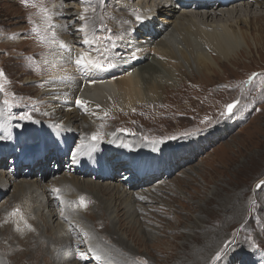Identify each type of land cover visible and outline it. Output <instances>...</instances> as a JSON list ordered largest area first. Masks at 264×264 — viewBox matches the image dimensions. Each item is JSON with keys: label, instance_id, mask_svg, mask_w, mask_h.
<instances>
[{"label": "bare ground", "instance_id": "obj_1", "mask_svg": "<svg viewBox=\"0 0 264 264\" xmlns=\"http://www.w3.org/2000/svg\"><path fill=\"white\" fill-rule=\"evenodd\" d=\"M14 1L17 4L21 0ZM54 1L57 0H34L32 4L40 6V9L43 10L48 7L47 12L55 14L52 17L56 27L54 31L60 40L71 47L73 57L88 55L106 66L111 63L112 67H106V70L91 68L79 70L73 63L71 64L74 66L69 67L67 57L61 59L57 55V44L51 43L50 45L40 42L46 52L49 51L48 54L46 53L47 56L45 55L46 60L43 68H49L51 65L53 67V77L51 78L50 75L46 79L47 88L44 89L41 98L47 106L52 107L49 108V114L45 116L37 113L32 114V121L47 120L50 123L16 126L13 122L22 121L24 116L20 117L16 110L5 108L3 113L6 117L10 118L14 113L16 115L14 114L11 121H0V166L5 163L4 160L9 155L13 159L20 156V160H14L16 163L18 162V174H20V167L24 165L23 161L34 163L39 160L35 164L26 166L39 167L42 170V175L47 174L54 179L51 181V185L47 186L42 181L31 184L16 181L15 177L11 175L3 177L0 173V197H3L2 200L5 201V204L0 206V258L2 262L0 264H91L94 262L116 264L114 254L119 256L120 264H135L133 261L136 260H131L129 255L134 257L137 253L133 252L126 243L127 241L118 237L117 234H125L128 239L133 238L143 246L150 245V241H154L156 237L153 236V231L140 230L145 235L139 234L138 228L126 222L125 216L131 214L133 217L134 215L152 217L154 214H150L148 209L158 210L161 207V200L157 195L161 196L160 192H163L164 188L168 187L172 181L150 187L149 193L135 194L133 190L146 183L152 185V182L167 179L166 175H174L178 171L180 172L176 174V177L181 173L184 175L183 172L189 170L188 165L194 156L206 144L210 146L213 143L210 144L212 138L195 142L199 138L196 136L198 131H188V133L182 131L172 136H147L139 132L136 126H130L131 111L136 105L145 102H151L156 107L163 99V94L167 92L169 84L174 86L172 83L176 79V73H179L183 79L187 72L192 73L194 70L200 74H210L212 71H216L213 67L218 69L225 66L222 65L226 64L224 61H228L232 55L241 51V48L248 46V41L253 40L261 44L264 27L259 26V23L264 22V0L233 3L224 7L220 3L213 6L212 3L201 4L189 0H138L137 8L131 5L126 7L120 5V7L118 6L119 11L123 12V15L119 16L112 24L123 28L120 31L121 38L118 43L126 56L120 59L119 55L113 53L114 56L105 57L103 60H101V55L92 56L95 47L81 45L79 34L75 31V27L81 23L80 20L76 19V23L72 25L71 29L62 27L64 23H69V19H73L75 16L71 15V11H68L72 9L64 7L65 10L61 5H55ZM67 1L69 0H64V2ZM74 12L79 14L84 11L76 8ZM180 12L182 13L180 14ZM183 13L186 14L183 15ZM71 22H75V20ZM89 24L95 25L93 21H90ZM242 24L246 25L243 27ZM253 24L258 25L259 35L257 38L255 37L256 39L252 36L253 31L257 30L256 28L253 30ZM141 26L142 28L138 30ZM141 35H144L143 39L138 41L137 39ZM44 36L50 38L51 32ZM8 39L10 41L13 38ZM25 39L27 38L21 36L16 39V42H26ZM95 43L99 49L101 45L97 41ZM75 45L83 50L81 52L74 50ZM130 45L131 47H128ZM52 47L55 48L53 53H51ZM101 52L98 54H104L103 50ZM132 52H135V58L131 55ZM118 68L121 73L124 71L132 73L127 76L119 75ZM182 69L186 70L185 74L181 73ZM252 74L245 77L248 78ZM187 77L184 80L191 83ZM256 79L258 77L253 81ZM246 83L238 84L232 80L225 82L230 85L227 90L250 86ZM213 88L224 90L221 85L213 86ZM208 94L213 101V92L208 91ZM253 100L250 99L255 102ZM42 104V102H38L37 106ZM212 128L213 123L205 128L203 134ZM123 132L130 133L132 137L126 139L120 135ZM174 137L184 138L183 140L180 138L178 142L182 144V147L178 151L171 152L168 156L163 153L161 146H154L157 148L153 150L147 148V145H143V141L166 142ZM75 141L77 145L75 149L71 150L73 157L70 159L72 163L69 164L72 166H67V171L70 173L57 176V170L46 166V153L51 154L54 165L55 162L56 165L57 163L61 165L67 161L65 154ZM2 142L5 146H2ZM140 143L144 146L140 153H136L130 148L136 149ZM177 146L168 148L176 149ZM142 151L154 153L155 156L144 160ZM38 154H40V159H36ZM140 165L144 173L151 172V178L148 176L149 179H146V175L140 176L139 179L133 178L139 174L135 171L139 170ZM117 171L120 175H116ZM164 175L166 177H163ZM113 176L121 177L112 178ZM103 177L108 178L102 179ZM87 178L99 183H107L110 179L120 183L114 185V182H109L114 185L113 190H116L111 194L113 190L111 191L110 186L85 180ZM262 182L264 183V181ZM82 185H88L86 189L91 187L90 193L83 192ZM134 186L137 187L134 188ZM53 189L59 191L53 192ZM94 190L97 191V195H93ZM155 191H159V193L154 195L152 192ZM26 195L35 196L32 198L31 206H38L37 210L29 209L30 217L20 215V209L25 205ZM105 195L111 196V200L106 201ZM225 201L229 202V200ZM140 202L150 204L157 202L159 204L154 207L152 205L147 209L145 207L148 205L141 206ZM97 204H100V208L97 207ZM103 204L105 208L101 209ZM5 205L8 207L2 210ZM13 206L16 207L15 214H13L14 211L12 213ZM94 208L102 210L103 213L101 211L100 213L106 218L101 220L102 223L110 222L108 231H106L108 237L102 235L88 220V216ZM114 208H118L119 212ZM40 211L44 214H40ZM108 212L112 215L111 220L108 218L110 215ZM8 213H11V218L6 221ZM114 214H119L118 217L122 214V219H118V221ZM81 216L87 218L88 221L82 223ZM208 218L206 216L207 223L209 222ZM166 231V229L163 230V233ZM149 232L151 235L147 234ZM160 233L162 232L160 231ZM7 234V238L3 237ZM107 239L112 240L115 245ZM8 240L11 242L7 246ZM25 256L27 257L25 258ZM81 256L84 258L81 259ZM194 256L195 252L190 249V246L188 250L184 246L177 262ZM136 262L144 264L142 260Z\"/></svg>", "mask_w": 264, "mask_h": 264}, {"label": "rangeland", "instance_id": "obj_2", "mask_svg": "<svg viewBox=\"0 0 264 264\" xmlns=\"http://www.w3.org/2000/svg\"><path fill=\"white\" fill-rule=\"evenodd\" d=\"M33 1L29 0V5L25 6L21 1L15 4L14 0H0V69H3L6 74V78H0V84L3 85V92H0V121H11V118L17 113L20 117L24 116L22 121L13 122L20 127L26 124L50 123L47 120L32 121V114L37 113L45 116L49 114V108L52 107L47 106L41 98L44 89L47 88L46 79L50 75L51 78L53 77L52 65L49 68H43L49 51L46 52V49L41 46L36 35L29 36L28 34L33 32L32 28H37L42 36L49 34L53 29L47 28L44 24V11L40 9V6L33 5ZM54 2L55 5H61L63 9H65L64 7L72 9L68 11H71V15L74 16L76 8L85 12L86 5L80 3L79 0H69L67 2L57 0ZM87 2L94 6V8L89 7L87 9L89 22L93 21L95 25L103 24L108 30L107 35L100 33L97 37L96 41L101 46L99 49L95 47L92 56L101 55V60H103L105 57L114 56V53L119 55L120 59L125 58L126 54L119 47L120 43H118L121 38L120 31L123 28L114 26L112 22H116V19L123 15V12L119 11L120 5L125 7L131 5L137 8L139 6L138 0H133V2L132 0H108L106 6L101 0H87ZM45 10H48V7ZM186 13H183V15ZM69 20V23L62 25L63 28L71 29L72 25H75V17ZM72 20H75V22H71ZM66 25H69V27H66ZM245 25L242 24L243 27ZM259 26L264 27V22H260ZM140 28L142 26L138 30ZM255 28L257 30L253 31L252 36L257 38L259 35L258 25L253 24V30ZM21 36L27 38L25 39L26 42H16V39ZM109 36L112 38L111 42L108 40ZM143 36L141 35L137 40H142ZM8 38L14 40L9 41ZM252 41H248V46L241 48V51L232 55L228 61H224L226 64L222 65L225 66L218 69L213 67L216 71H212L210 74H200L195 70L192 73H186V70L182 69L181 73H186L184 79L188 76L187 78L190 79L191 83L186 82L179 76V73H176V79L172 83L174 86L167 85V92L163 94V99L156 107L151 102H145L136 105L132 109L130 126H136L139 132L147 136H172L182 131L187 133L188 131H198L199 133L196 136L199 138L195 142L212 138L210 144H213L210 146L206 144L194 156V159L188 165L189 170L183 172L184 175H181V173L176 177V174L180 172L178 171L174 175L169 174L170 177L164 175L163 177L167 179L152 182V185L146 183L142 187L135 188L138 185L134 186L133 191L135 194H141L148 192V189L152 186L172 181L168 187L164 188L163 192H160L161 196L157 195L159 191L152 192L161 200L159 211L152 208L148 209L152 205L153 207L158 205L157 202L152 204L140 202L141 206L148 205L145 208L148 209V212H151L150 214H154L152 217H140L139 215L138 218L136 215L133 217L131 214L125 216L126 222L135 225L139 230V234L145 235L140 230L153 231V236L156 237L154 241H150V245L143 246L142 244L139 245L133 238L128 239L125 234L118 233L117 236L125 239L133 252L137 253L134 257L129 255L131 260H142L144 264H264V183L262 182L264 181V36L261 44ZM43 43L51 45L49 39H45ZM128 47H131V45ZM54 49V47L51 48V53ZM74 50L81 52L83 49L75 45ZM102 50L104 54H98L102 53ZM151 51L154 53L153 50ZM5 52L6 54H4ZM210 56L213 57L212 54ZM231 61L232 63H230ZM69 63V67L74 66L71 62ZM118 72L122 76L132 73L129 71L121 73L119 68ZM250 74H252L250 77H245ZM257 77L258 79L253 81ZM229 80L235 83L238 82V84L247 82L246 84H250V86L227 90L230 85L225 84V82ZM217 85L223 86L224 90L220 91L218 88H213ZM206 87L208 88L205 90ZM208 91L213 92V101L210 99ZM250 99H254L255 102L250 101ZM235 101H239V103L232 113L228 114L227 106ZM38 102L43 104L37 106ZM162 107L164 108L161 109ZM5 108L16 110V113L13 112L14 114L10 118L6 117L3 113ZM211 123H213V128L203 134L205 128ZM34 127L36 128V126ZM116 134L118 133L116 132ZM120 135H123L126 139L132 137L130 133L126 132ZM180 138L184 139L183 137H174L166 142L143 141V145H147V148L153 150L157 148L154 146H161L163 153L168 156L171 152L180 150L182 147V144L178 143ZM119 142L121 143V141ZM76 145L77 142L75 141L71 145V149L65 154L67 161L61 163V165H59L60 163L56 165V162L54 165L51 154L47 152L46 166L57 170V176L70 173V171H67V166H72L69 165L72 163L70 159L73 157L71 150L75 149ZM175 145H178L176 149L168 148L176 147ZM2 146H5V144L3 143ZM143 147L140 143L136 149L130 148L135 150L136 153H140ZM142 153L144 160L155 156L154 153H146L145 151H142ZM39 155L36 159H40ZM6 158L5 163L0 166V173L3 177L11 175L15 177L16 181L31 184L42 181L44 185H51L54 177L47 174L42 175V170L39 167L33 168L23 165L20 167V174H18L19 165L14 160H20V156L13 159L9 155ZM135 172L139 174L133 176L134 179H139L143 175H146V179L151 178V172L144 173L141 165L139 170ZM116 175H120V173L117 171ZM114 177L120 178L121 176H113L112 178ZM107 178L103 177L102 179ZM85 180L91 181L92 179L87 178ZM109 182H114V185L120 183L111 179L107 183L101 182L103 186H110L111 191L114 185ZM94 183L101 184L97 181ZM258 184L260 185L259 188H257ZM86 187L88 185H82V191L90 193L91 187L88 189ZM115 192L114 189L111 194ZM93 195H97L96 190H94ZM34 197L26 195L25 205L20 209V215L30 217L29 209H38V206L35 207L36 205L31 206ZM2 199L3 197H0V206L5 204ZM104 199L110 201L111 196L105 195ZM225 200H229V202L226 203ZM99 205L97 204V207L100 208ZM101 206V209L105 208L104 204ZM7 207L5 205L2 210ZM15 208V206L12 207V213ZM114 209L119 212L118 208ZM97 210L95 208L92 210L88 220L102 235L108 237L106 231H108L110 222L106 221L108 224L102 223L101 220L106 218L101 214L103 213L102 210ZM39 213L44 214L42 211ZM10 214L8 213L6 221L10 220ZM108 214H110L108 218L111 220L112 215L109 212ZM122 214L119 217L117 216V220L122 219ZM206 216L209 217L208 223ZM88 220L81 216L82 223H86ZM158 225H160V228H158ZM78 226L81 225L78 224ZM165 229L167 231L163 233ZM147 234L151 235V232ZM7 236L8 234L3 237L7 238ZM142 237L144 238V236ZM107 240L115 245L112 240ZM10 242L11 240L7 241V246ZM184 246L187 250L190 246V249L195 252V256L177 262ZM217 253L220 254L219 258H217ZM118 257L117 254H114L116 264H120ZM136 261H133V263L137 264ZM0 263H2L1 258ZM91 264H98V262Z\"/></svg>", "mask_w": 264, "mask_h": 264}, {"label": "snow or ice", "instance_id": "obj_3", "mask_svg": "<svg viewBox=\"0 0 264 264\" xmlns=\"http://www.w3.org/2000/svg\"><path fill=\"white\" fill-rule=\"evenodd\" d=\"M21 2L25 6L29 5V0H21ZM79 2L82 4H85L86 7H85L84 13L75 14V19H78L81 21V23L75 27V31L79 34L80 43L82 46L87 45L89 47H96L95 41L97 37L100 35V33H105V35H107L108 30L105 28L103 24L101 25L89 24L88 16H87V9L89 7L94 8V6L88 3L87 0H79ZM101 2L106 6L108 0H101ZM43 11H44V17H43L44 24L47 26V28L53 29V31L51 32L50 38L40 35L39 30L37 28H34L33 32L28 34L29 36L36 35L38 42H43L45 39H49L50 43L57 44L58 45L57 55L61 59H64L65 57H67V61L73 63L75 66L78 67L79 70H87L89 68L96 69V70H106V67H112L111 63H108L106 66L105 64L100 63L98 60H94L90 58V56L88 55H81L79 57L74 58L71 47L66 42H64L63 40H60L56 36V33L54 31L55 23L52 19L53 15L55 14L48 13L47 10H43ZM111 39L112 38L109 36L108 37L109 42H111ZM131 55L133 56V58H135V52H132ZM0 78H6V74L4 73L3 69H0ZM0 92H3L2 84H0ZM5 103H7V101H5ZM77 103H80V101H77ZM238 103L239 101H235L234 103L229 104L227 106V112L231 114L233 109L236 108ZM259 187L260 185L258 184L257 188ZM58 191H59L58 189H53V192H58ZM219 256L220 254L217 253V258H219ZM80 258L83 259L84 257L81 256Z\"/></svg>", "mask_w": 264, "mask_h": 264}, {"label": "water", "instance_id": "obj_4", "mask_svg": "<svg viewBox=\"0 0 264 264\" xmlns=\"http://www.w3.org/2000/svg\"><path fill=\"white\" fill-rule=\"evenodd\" d=\"M228 113V112H227ZM229 114V113H228Z\"/></svg>", "mask_w": 264, "mask_h": 264}]
</instances>
